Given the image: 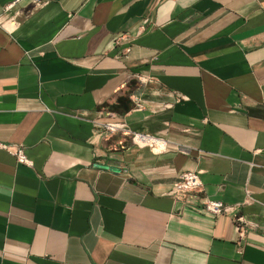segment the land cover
I'll return each instance as SVG.
<instances>
[{"label": "crops", "instance_id": "crops-1", "mask_svg": "<svg viewBox=\"0 0 264 264\" xmlns=\"http://www.w3.org/2000/svg\"><path fill=\"white\" fill-rule=\"evenodd\" d=\"M0 143V264H264V0H0Z\"/></svg>", "mask_w": 264, "mask_h": 264}, {"label": "built area", "instance_id": "built-area-1", "mask_svg": "<svg viewBox=\"0 0 264 264\" xmlns=\"http://www.w3.org/2000/svg\"><path fill=\"white\" fill-rule=\"evenodd\" d=\"M46 0H33L35 3H42ZM140 30H144V24L140 25ZM133 35L122 34L116 37L115 44L122 47L121 53L125 55L129 51V44L133 40ZM94 127L100 135L103 137L112 136L115 133L125 132L130 135L131 142L137 147H148L153 151H160L164 148L163 142L160 138L154 137L145 133L131 131L124 127L122 123L119 122H94ZM0 148L13 153L18 162L27 163L22 148L0 143ZM201 192V181L198 177V173L193 170L184 171L179 178L173 183L171 188V193L176 199H183L187 201V197L192 194H198ZM201 210L204 212L216 216L220 214H231L234 221L236 222L237 231L239 235L242 234L245 222L242 220L241 216L236 215L235 205L225 204L219 200H212L207 197L200 198Z\"/></svg>", "mask_w": 264, "mask_h": 264}, {"label": "water", "instance_id": "water-1", "mask_svg": "<svg viewBox=\"0 0 264 264\" xmlns=\"http://www.w3.org/2000/svg\"><path fill=\"white\" fill-rule=\"evenodd\" d=\"M99 167H103V168H109V169H112V170H114V168L113 167H109V166H107V165H98Z\"/></svg>", "mask_w": 264, "mask_h": 264}]
</instances>
